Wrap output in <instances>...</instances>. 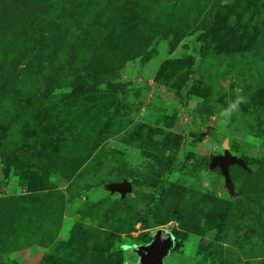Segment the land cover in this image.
Here are the masks:
<instances>
[{"label":"rangeland","instance_id":"1","mask_svg":"<svg viewBox=\"0 0 264 264\" xmlns=\"http://www.w3.org/2000/svg\"><path fill=\"white\" fill-rule=\"evenodd\" d=\"M213 1L0 0V264H135L155 230L163 264H264V0L195 30Z\"/></svg>","mask_w":264,"mask_h":264},{"label":"water","instance_id":"2","mask_svg":"<svg viewBox=\"0 0 264 264\" xmlns=\"http://www.w3.org/2000/svg\"><path fill=\"white\" fill-rule=\"evenodd\" d=\"M230 165L241 166V163L228 155H225L224 157H212L208 162L209 169L214 167L220 169L226 183H228L227 167ZM112 189L118 190L121 193L130 191V187L126 184H113ZM177 246L178 245L175 244L173 235L170 231L155 230L152 233L149 243L134 249L138 255V260L135 264H163V259L171 250L177 248Z\"/></svg>","mask_w":264,"mask_h":264},{"label":"trees","instance_id":"3","mask_svg":"<svg viewBox=\"0 0 264 264\" xmlns=\"http://www.w3.org/2000/svg\"><path fill=\"white\" fill-rule=\"evenodd\" d=\"M223 1H227V0H214L213 1L209 10L199 20V23L195 27V30H199V29L205 30L207 28L208 24H210L213 20V14L219 8V6L221 5ZM168 28L172 30L180 31L182 32L184 36L190 35L192 33L191 29L185 28L184 25L180 22L172 23Z\"/></svg>","mask_w":264,"mask_h":264}]
</instances>
